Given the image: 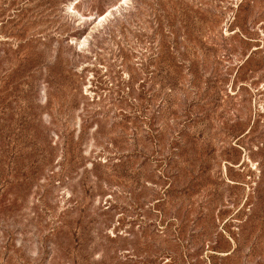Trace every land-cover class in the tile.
Masks as SVG:
<instances>
[{
	"label": "rangeland",
	"instance_id": "1",
	"mask_svg": "<svg viewBox=\"0 0 264 264\" xmlns=\"http://www.w3.org/2000/svg\"><path fill=\"white\" fill-rule=\"evenodd\" d=\"M0 264H264V0H0Z\"/></svg>",
	"mask_w": 264,
	"mask_h": 264
}]
</instances>
